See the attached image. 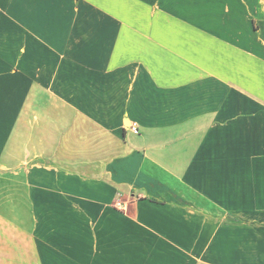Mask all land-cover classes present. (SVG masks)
<instances>
[{
  "label": "crops",
  "instance_id": "crops-1",
  "mask_svg": "<svg viewBox=\"0 0 264 264\" xmlns=\"http://www.w3.org/2000/svg\"><path fill=\"white\" fill-rule=\"evenodd\" d=\"M0 264H264V0H0Z\"/></svg>",
  "mask_w": 264,
  "mask_h": 264
},
{
  "label": "built area",
  "instance_id": "built-area-1",
  "mask_svg": "<svg viewBox=\"0 0 264 264\" xmlns=\"http://www.w3.org/2000/svg\"><path fill=\"white\" fill-rule=\"evenodd\" d=\"M130 129L134 132V133H139V127L136 124H130Z\"/></svg>",
  "mask_w": 264,
  "mask_h": 264
}]
</instances>
